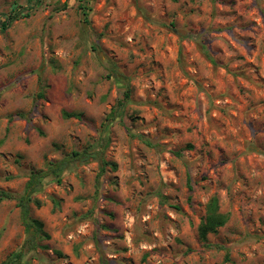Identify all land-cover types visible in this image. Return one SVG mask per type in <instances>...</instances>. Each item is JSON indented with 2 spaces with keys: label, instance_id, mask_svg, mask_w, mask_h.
Here are the masks:
<instances>
[{
  "label": "rangeland",
  "instance_id": "obj_1",
  "mask_svg": "<svg viewBox=\"0 0 264 264\" xmlns=\"http://www.w3.org/2000/svg\"><path fill=\"white\" fill-rule=\"evenodd\" d=\"M16 6L0 264H264V0H0V23Z\"/></svg>",
  "mask_w": 264,
  "mask_h": 264
},
{
  "label": "trees",
  "instance_id": "obj_2",
  "mask_svg": "<svg viewBox=\"0 0 264 264\" xmlns=\"http://www.w3.org/2000/svg\"><path fill=\"white\" fill-rule=\"evenodd\" d=\"M81 10H83V15L87 19V7L83 5L81 7ZM30 13H27L25 16H29ZM23 12H22V7L16 6L12 10L11 14L8 15V17L5 19L4 22L0 23V30L1 32H5L15 21L19 20L21 17H23ZM128 98V94L126 95ZM65 117H71L73 114L64 113ZM90 153L83 152V153H74L73 157L76 158L77 160H83V159H88ZM75 159V160H76ZM73 160V159H71ZM64 166V162L60 163L57 167L53 166L51 167V173L58 175ZM44 176H37L34 175L30 178V181L28 182L26 186V190L24 195L18 198L19 205L21 207V212H22V217L23 220L26 223V226L28 229L30 227L35 228V233L41 232L42 225L39 222L32 221L29 219V203L32 201V196L34 193L37 192L38 189V183H41L44 180ZM12 195L7 193V192H0V203L4 200L11 199ZM227 218L222 212L220 211L219 208V203L217 198H213L209 205H208V211H207V216L205 220L202 222L199 228V237L203 241V243H206L208 241V236L210 234H216L218 232V229L221 228L226 224ZM22 255V252H18L15 254V259H19Z\"/></svg>",
  "mask_w": 264,
  "mask_h": 264
}]
</instances>
